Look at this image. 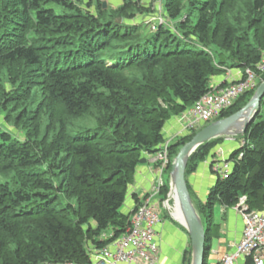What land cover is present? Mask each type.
Masks as SVG:
<instances>
[{
    "label": "trees",
    "instance_id": "trees-1",
    "mask_svg": "<svg viewBox=\"0 0 264 264\" xmlns=\"http://www.w3.org/2000/svg\"><path fill=\"white\" fill-rule=\"evenodd\" d=\"M102 1L0 0V264L88 262L91 248L128 226L127 188L143 155L164 141L165 123L207 92L212 76L254 68L264 51V0H161L172 24L153 28L144 17L157 10L143 0L114 9ZM203 126L170 144L168 171ZM236 139L228 176L216 175L195 204L200 216L240 196L264 209V97ZM221 141L197 147L185 178ZM204 227L209 239L218 231L215 221Z\"/></svg>",
    "mask_w": 264,
    "mask_h": 264
},
{
    "label": "built area",
    "instance_id": "built-area-1",
    "mask_svg": "<svg viewBox=\"0 0 264 264\" xmlns=\"http://www.w3.org/2000/svg\"><path fill=\"white\" fill-rule=\"evenodd\" d=\"M224 70L225 84L210 86L192 106L177 114L181 125L179 136L217 120L240 96L254 91L264 80V51L254 68L232 67ZM169 142L164 140L158 145L154 157L159 162L155 182L150 191L136 201L129 213V224L119 236L101 247L91 248L88 262L45 261L39 264H157L159 243L156 226L160 223V208L153 196L158 195L164 186L162 173L169 164ZM212 168L217 175L225 178L229 173V162L214 160ZM170 197L169 192L162 202L169 214ZM234 208L243 220L242 235L234 250L225 253L216 264H238L239 260L248 261L247 264H264V209H249L245 196L239 197ZM110 236L111 233H107L102 238Z\"/></svg>",
    "mask_w": 264,
    "mask_h": 264
},
{
    "label": "crops",
    "instance_id": "crops-1",
    "mask_svg": "<svg viewBox=\"0 0 264 264\" xmlns=\"http://www.w3.org/2000/svg\"><path fill=\"white\" fill-rule=\"evenodd\" d=\"M223 84H225L224 69L220 74L210 78L209 87ZM180 130L181 125L177 120V115H174L165 123L163 128L164 140L169 139V143L172 144L179 137ZM236 138L237 136L229 139L222 138L221 143L217 145L219 147L216 148L215 146L213 150L214 155L206 157L205 160L197 165L193 172L187 175L186 182L194 204L205 203L209 190L214 184L217 175L212 168V163L217 159L226 160L230 151L241 144V141ZM143 158L145 161L143 163L139 162V165L136 167L133 181L127 188L126 198L121 206V211L128 216L140 196L150 191L157 175L159 162L155 160L154 153H145ZM163 181L164 184L168 185V194L170 191L169 176L167 179L163 177ZM153 199L159 202L160 208V223L156 226L157 240L159 243L157 264H190L191 243L188 232L179 221L172 218L168 211L163 214L162 202L167 198L159 193L153 196ZM171 201L173 200L170 197L169 203ZM215 222L218 224V231L216 235H213V233L210 234V252L206 258L207 264H216L225 253L232 252L235 244L240 240L242 235L243 220L234 207L225 208L220 206V216ZM187 255H189L188 258ZM186 258L189 259L188 262L185 260ZM247 262L245 260H239L238 264H247Z\"/></svg>",
    "mask_w": 264,
    "mask_h": 264
},
{
    "label": "water",
    "instance_id": "water-1",
    "mask_svg": "<svg viewBox=\"0 0 264 264\" xmlns=\"http://www.w3.org/2000/svg\"><path fill=\"white\" fill-rule=\"evenodd\" d=\"M106 2L102 1L105 8ZM119 21V19H118ZM264 97V80L253 91L249 100L233 114L214 120L200 128L186 143H184L171 161L169 182L170 195L173 204L181 213L184 226L191 243L190 264H204L205 227L203 220L190 196L185 178V168L190 155L201 144L216 138H234L242 135L246 127L253 121ZM145 159H141L143 163Z\"/></svg>",
    "mask_w": 264,
    "mask_h": 264
},
{
    "label": "rangeland",
    "instance_id": "rangeland-1",
    "mask_svg": "<svg viewBox=\"0 0 264 264\" xmlns=\"http://www.w3.org/2000/svg\"><path fill=\"white\" fill-rule=\"evenodd\" d=\"M87 1L88 0H85V2H87ZM103 1L106 2L105 9H114L117 6L121 5V3H122V0H103ZM141 3L144 4L145 6L146 5H151L152 8H153V10H154V8L157 10L156 13H154L155 15H151V16L149 15V16L144 17V19H145V21L147 23L146 26L149 25V27L153 28L156 25V23H161V22H166L168 24H172V22L170 20H168L166 18V16L164 15V12H163V9H162V1L161 0H143ZM89 10L93 12L94 11L93 6H89ZM142 17L143 16H140L138 14L137 15L138 21ZM165 141H168L169 142L170 140L169 139L168 140L165 139ZM217 145H219V143ZM217 145H216V148L219 147ZM153 153H154V157H155V153L156 152H153ZM174 156H173V158H174ZM142 159H144V158H142ZM162 176L164 177V179H167L168 176H169V171L168 170H165L164 171V174ZM159 196H161V195H159ZM169 204L170 205L172 204V206H173V201H171V203H169ZM174 209L175 208H171L170 209V215L172 216V218L176 219L177 221H179L181 223V221H183V220H180V218L176 214V211H175V214H174ZM162 210H163V214L164 213H167V210H166L165 207H163ZM219 216H220V205L217 202H215L209 209L207 208L205 210V213L204 214H203V212H201V218H202L203 223H204L205 226L207 225V223L209 221H216V220H218L219 219ZM209 252H210V239L209 238H206V240H205V253L208 254ZM188 257H189V255H187V258ZM187 258L185 260H187V262H188L189 259H187Z\"/></svg>",
    "mask_w": 264,
    "mask_h": 264
},
{
    "label": "bare ground",
    "instance_id": "bare-ground-1",
    "mask_svg": "<svg viewBox=\"0 0 264 264\" xmlns=\"http://www.w3.org/2000/svg\"><path fill=\"white\" fill-rule=\"evenodd\" d=\"M169 206H170V208H175V209H174V214H175V211H176V214H177V216L180 218V220H183V219H182V216H181V213H180V211H179V209H178V207H177L176 205H174V204H173V206L169 204Z\"/></svg>",
    "mask_w": 264,
    "mask_h": 264
}]
</instances>
